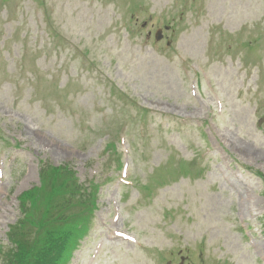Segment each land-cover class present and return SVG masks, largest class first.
<instances>
[{
    "label": "rangeland",
    "instance_id": "obj_1",
    "mask_svg": "<svg viewBox=\"0 0 264 264\" xmlns=\"http://www.w3.org/2000/svg\"><path fill=\"white\" fill-rule=\"evenodd\" d=\"M6 1L0 246L18 216L16 196L38 185L46 160L100 184L93 228L70 264H88L101 242L92 264H178L183 249L184 264H264V184L249 170L264 176V76H255L264 73V0H145L148 9L132 11L129 0H45L47 9ZM130 14L177 25L171 48L147 42ZM107 135L127 137L121 164L144 185L171 158L192 162L190 174L205 167L204 177L152 199L136 186L117 192L122 146L107 160ZM113 229L137 243L109 241Z\"/></svg>",
    "mask_w": 264,
    "mask_h": 264
},
{
    "label": "trees",
    "instance_id": "obj_2",
    "mask_svg": "<svg viewBox=\"0 0 264 264\" xmlns=\"http://www.w3.org/2000/svg\"><path fill=\"white\" fill-rule=\"evenodd\" d=\"M48 170L41 171L42 182L45 186L34 188L21 197V212L25 217L17 229L10 235L14 248L7 251L5 264H61L67 259V239L65 235L56 233L57 227L50 223L48 210L53 206L54 197L58 190L65 195V190L76 191L77 187L72 175L65 169L53 170L48 177ZM30 204L27 211L25 203ZM41 214L37 220L39 237L31 238L33 231L28 223L26 214Z\"/></svg>",
    "mask_w": 264,
    "mask_h": 264
}]
</instances>
